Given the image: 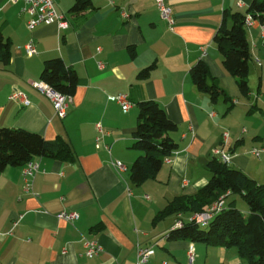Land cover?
Masks as SVG:
<instances>
[{
	"label": "crops",
	"instance_id": "0c3cea01",
	"mask_svg": "<svg viewBox=\"0 0 264 264\" xmlns=\"http://www.w3.org/2000/svg\"><path fill=\"white\" fill-rule=\"evenodd\" d=\"M76 1L55 0L66 28L53 22L30 29L21 2L0 0V29L12 51L9 64L0 62V127L38 132L47 141L63 138L76 157L36 156L39 170L28 190L24 165L0 171V264H134L139 245L154 248L147 264H250L236 247L170 239L177 221L188 222L195 212L155 217L176 196L193 195L208 183V163L223 143L224 130L230 132L225 148L233 152L229 165L264 184V154L251 152L264 145L261 21L254 19L247 27V94L214 42L224 12L246 11L251 0H167L173 26L161 17L155 0H116L113 5L85 0L84 9L73 10ZM31 40L37 48L32 56L24 47ZM54 57L79 76L64 118L33 85L42 80L45 61ZM199 61L207 63L210 82L225 89L230 101H214L198 89L191 69ZM148 67L149 75L141 77ZM14 90L25 93L29 103L11 99ZM120 93L129 95L127 111L110 99ZM147 100L157 101L177 124L170 136L178 150L155 177L135 184L131 167L142 151L134 147V133L139 103ZM98 123L105 129L99 146ZM115 160L126 169L117 170ZM63 211L79 216L67 221L58 216ZM241 211L247 214L249 206ZM86 240L98 241L103 250L88 257Z\"/></svg>",
	"mask_w": 264,
	"mask_h": 264
},
{
	"label": "trees",
	"instance_id": "16d2710c",
	"mask_svg": "<svg viewBox=\"0 0 264 264\" xmlns=\"http://www.w3.org/2000/svg\"><path fill=\"white\" fill-rule=\"evenodd\" d=\"M88 1L77 0L73 10H82ZM248 15L264 21V0H251L246 11L224 12V17L215 36L226 69L238 79L243 93L249 92V72L251 50L247 37L245 20ZM230 21V23L228 22ZM12 57L11 42L0 29V62L10 63ZM151 67L140 74L149 75ZM191 76L198 89L210 94L216 101L224 97L230 101L228 93L217 82H210L211 72L204 61H199L191 69ZM41 79L53 88L65 94L74 95L79 85L76 70L68 66L61 57L45 61ZM177 128L157 101L147 100L139 103L137 128L134 133V147L142 154L131 167V178L135 184L155 177L164 160L171 158L178 150V143L170 136ZM36 156H47L60 160L75 161V154L67 141L59 138L47 141L42 134L23 128L0 127V171L7 166H23ZM212 177L208 183L193 195H179L168 202L158 212L155 221L169 215L183 212H201L206 210L221 195L230 190L247 202L246 214L228 202L218 212L208 226L184 222L182 226L170 230V239H190L211 245L236 247L240 256L250 264H264V184L258 183L243 171L231 167L214 156L208 163ZM229 197V196H228ZM227 197V199H228Z\"/></svg>",
	"mask_w": 264,
	"mask_h": 264
},
{
	"label": "built area",
	"instance_id": "2783aa9c",
	"mask_svg": "<svg viewBox=\"0 0 264 264\" xmlns=\"http://www.w3.org/2000/svg\"><path fill=\"white\" fill-rule=\"evenodd\" d=\"M12 3H22V13L28 16V26L30 29H35L36 27L44 24H51L53 22H58L61 27L66 28L68 26L67 21L62 18L61 15L57 13L55 0H10ZM110 4H115L116 0H108ZM239 4H242V0H239ZM157 7L160 11L161 17L168 23L169 26H173L175 23L174 13L171 5L167 0H155ZM124 17H129V14L125 11H122ZM254 17L248 15L245 20L246 27L252 25ZM261 36L264 40V21L260 22ZM25 50L28 55H34L37 53V48L35 43L31 40L25 44ZM102 65V63H100ZM33 85L38 88L43 94H45L53 103L55 111L58 116L61 118L66 117L68 108L73 103V95L62 93L59 90H56L48 82L44 80H38L33 83ZM10 98L13 100H19L25 104L29 103V100L26 97V94L14 90ZM110 99L117 101L121 104L124 111H127L131 107V101L129 100V95L127 93H120L118 95L110 96ZM98 136L97 143L100 145L104 134L105 129L101 123L97 124ZM223 143L222 145L214 148V156L220 158V160L226 164H230L233 152L226 149L225 146L229 140L230 132L228 130L223 131ZM252 154L255 156H260L264 154V145L253 147L251 149ZM113 166L119 171H124L126 166L123 162L115 160L112 162ZM39 170V164L33 159L29 160L23 166V174L26 182V189L31 188L32 178ZM231 191L228 190L223 195H221L217 200H215L206 210L201 212H195L189 218V222L198 224L200 226H208L214 216L221 212L226 206L227 197L231 195ZM58 216L67 221H73L78 218V213L76 211H63ZM184 222L181 220L177 221L176 226H182ZM85 253L88 257L92 258L98 255L102 250V245L96 240H86L85 241ZM193 252L194 247L191 246L189 249V258L190 261H193ZM154 253L153 246H138V257L137 261L134 264H147L150 261L152 254ZM162 264H167L163 262Z\"/></svg>",
	"mask_w": 264,
	"mask_h": 264
},
{
	"label": "rangeland",
	"instance_id": "374dc122",
	"mask_svg": "<svg viewBox=\"0 0 264 264\" xmlns=\"http://www.w3.org/2000/svg\"><path fill=\"white\" fill-rule=\"evenodd\" d=\"M236 200V206L241 209V207L247 206V202L244 201L240 195L237 194H232L228 197L227 201L232 202Z\"/></svg>",
	"mask_w": 264,
	"mask_h": 264
}]
</instances>
